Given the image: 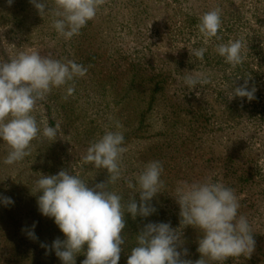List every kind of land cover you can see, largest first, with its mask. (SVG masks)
<instances>
[{"label": "rangeland", "instance_id": "374dc122", "mask_svg": "<svg viewBox=\"0 0 264 264\" xmlns=\"http://www.w3.org/2000/svg\"><path fill=\"white\" fill-rule=\"evenodd\" d=\"M217 6L222 40L205 45L196 25ZM51 23V15L41 17L30 0H13L11 6L0 0V61L35 50L87 68L75 78L73 95L65 99L67 86L54 88L37 104L34 115L41 129L44 123L60 126L55 141L40 136L28 157L5 165L8 148L0 140V196L14 201L0 203V264H62L54 251L46 254L41 246L65 237L52 218L40 213L35 182L41 174L62 169L89 187L106 182L107 171L82 158L106 130H117V123L127 152L122 178L109 185L111 190L124 201L135 195L139 203V193L127 181L135 183L150 161L162 162L164 169L165 187L150 202L156 211L135 219L126 213L128 228L178 206L173 195L179 181L210 176L234 190L239 214L253 231L251 256L231 257L230 263L264 264V0H105L71 40L58 36ZM235 39L245 42L247 54L242 65L232 68L214 48ZM200 47L207 48L203 60L190 54ZM186 74H203L211 82L189 88ZM245 80L248 90L255 87V98L229 99L232 88ZM33 223L35 240L22 231ZM173 229L182 233L181 247L198 244L202 235L192 226ZM85 258L78 254L76 264Z\"/></svg>", "mask_w": 264, "mask_h": 264}, {"label": "clouds", "instance_id": "9594fccd", "mask_svg": "<svg viewBox=\"0 0 264 264\" xmlns=\"http://www.w3.org/2000/svg\"><path fill=\"white\" fill-rule=\"evenodd\" d=\"M9 6L13 0H7ZM41 17L50 14L51 27L58 36L71 40L93 20L105 0H30ZM47 9V10H46ZM203 43L213 38L222 40V9L217 6L203 13L196 25ZM206 47L193 48L190 54L203 60ZM214 51L232 68L242 65L246 59L247 46L242 39L218 43ZM87 68L73 60L61 61L50 56H41L38 51H20L7 61H0V140L8 148L3 163L13 165L31 154V143L42 136L55 141L59 124L55 127L44 123L41 129L34 115L38 102L46 99L54 88L66 87L65 99L74 94V80L83 77ZM71 82V83H70ZM203 74H186L184 83L189 88L210 83ZM256 89L248 90V81L232 88L229 99L255 98ZM106 130L92 142L82 158L84 164L108 173L106 182L89 187L79 175L66 169L55 175H44L35 182L39 193L37 204L40 213L52 218L64 239H55L46 254L54 251L62 264H76L78 254L85 255L81 264H118L121 246L125 244L123 230L125 214L132 218L148 217L156 210L151 200L165 187L161 179L162 162H148L136 176V182L127 181V187L139 193L124 201L122 195L110 189L122 178V158L127 152L124 135L118 129ZM180 208V225L192 226L202 233L197 251L200 259L195 262L183 259L187 249L182 245L181 231L170 223L149 222L135 236L136 246L131 249L127 264H224L231 257H250L255 249L251 225L245 215L239 214L240 204L234 190L209 176L203 181H179L173 195ZM5 206L14 204L11 197L0 196ZM26 231L35 240L34 229ZM86 245V250H85Z\"/></svg>", "mask_w": 264, "mask_h": 264}, {"label": "trees", "instance_id": "16d2710c", "mask_svg": "<svg viewBox=\"0 0 264 264\" xmlns=\"http://www.w3.org/2000/svg\"><path fill=\"white\" fill-rule=\"evenodd\" d=\"M167 209V208H165ZM168 211V212H167ZM167 211H163L162 216L158 217V218H151L144 220L145 222H142L143 220H140L138 225L135 227V229H131L128 228V226L126 225L125 229L122 232V235H124L125 238V244L121 246L122 251L120 253V260L118 261V264H127V259L130 255L131 249L133 247L136 246V240H135V236L143 229L144 225H146L149 222H153V223H170L171 227H182L180 225V208L179 205H174L171 206L170 209H167ZM169 214V215H168ZM167 217H166V216ZM165 217V218H163ZM198 248V244L197 243H189L187 246L185 247H180L179 250L183 251V249H187V255L186 256H182L183 259H188L191 260L193 262H195L196 260L200 259V253L197 251ZM209 264H214V262H209ZM224 264H231L230 263V259L226 260L224 262Z\"/></svg>", "mask_w": 264, "mask_h": 264}]
</instances>
